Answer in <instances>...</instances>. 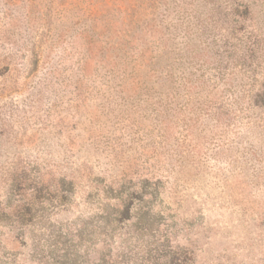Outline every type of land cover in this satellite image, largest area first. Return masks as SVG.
<instances>
[{
  "label": "rangeland",
  "instance_id": "374dc122",
  "mask_svg": "<svg viewBox=\"0 0 264 264\" xmlns=\"http://www.w3.org/2000/svg\"><path fill=\"white\" fill-rule=\"evenodd\" d=\"M0 264H264V0H0Z\"/></svg>",
  "mask_w": 264,
  "mask_h": 264
}]
</instances>
